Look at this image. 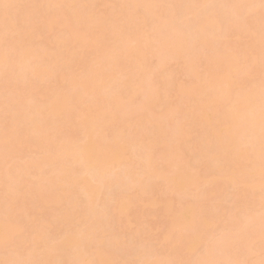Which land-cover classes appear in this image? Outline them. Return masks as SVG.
Masks as SVG:
<instances>
[{
    "label": "bare ground",
    "instance_id": "6f19581e",
    "mask_svg": "<svg viewBox=\"0 0 264 264\" xmlns=\"http://www.w3.org/2000/svg\"><path fill=\"white\" fill-rule=\"evenodd\" d=\"M129 1L134 18L116 25ZM14 2L0 0V246H6L0 264H132L118 262L111 244L119 248L134 234L131 227L146 214L138 209L144 194L160 210L150 214L138 264H170L178 245V264H258L264 239L261 0H166L161 11L163 0H149L143 9L140 0ZM23 54L34 62H23L30 77L14 88L15 116L7 120L6 85L28 77L14 70ZM149 54L158 55L156 74ZM180 73L185 81L177 85ZM146 78L148 84L141 81ZM153 104L166 107L165 122ZM24 148L27 158L8 162L10 152ZM29 155L38 161L31 165ZM109 187L121 195L112 197ZM193 202L202 206L196 219ZM50 207L57 213L42 216ZM214 209L217 222L210 217ZM159 216L167 224L156 222ZM29 223L33 237L13 246L10 240L23 236ZM103 225L123 230L121 239ZM150 233L167 243L157 260ZM208 235L210 244L200 249Z\"/></svg>",
    "mask_w": 264,
    "mask_h": 264
},
{
    "label": "rangeland",
    "instance_id": "374dc122",
    "mask_svg": "<svg viewBox=\"0 0 264 264\" xmlns=\"http://www.w3.org/2000/svg\"><path fill=\"white\" fill-rule=\"evenodd\" d=\"M113 1V0H112ZM148 1L149 0H140V2H139V4H138V7L140 8V9H143L144 7H145V5L148 3ZM164 2H166V0H163V2H161V6H162V8H160V7H158L156 10L157 11H161L162 9H164ZM15 4H18V0H15V2H14ZM118 6H120V3L118 2V1H116L115 2ZM58 4V3H57ZM56 4V5H57ZM61 4V3H60ZM59 4V5H60ZM64 4H62V6H63ZM134 6V3L132 2V1H129V2H126V5H125V8L123 9V10H119L118 12H117V14H118V16L116 17V25H120L121 23H123L124 22V20H125V18H126V16L127 15H131V17L132 18H134V16H135V13H134V11H133V9H132V7ZM61 7V6H60ZM59 8V7H58ZM171 19H169V16H168V19L169 20H171V23H173L174 25L176 24L175 22L177 21V16L176 15H172V17H170ZM167 19V20H168ZM170 23V24H171ZM173 26V25H172ZM172 26H170V28L172 27ZM174 27V26H173ZM163 30L165 31V32H170V29L168 28V27H165V28H163ZM14 35H13V37L15 36V34H16V32L15 33H13ZM49 34H51L50 32H49ZM48 34V35H49ZM58 34H63V33H58ZM47 35V33H46V36L47 37H49V36H51V35H49L48 36ZM60 36V35H59ZM145 36V38L146 39H151L150 37H148V36H146V35H144ZM16 37L18 38V35H16ZM16 38V39H17ZM50 38V37H49ZM61 39L63 38V35H62V37H60ZM145 38H143V40L144 41H146L145 40ZM14 39H15V37H14ZM15 39V40H16ZM48 39V38H47ZM46 38H44V40H43V42H42V44H43V46L44 47H49V44H48V40H47ZM239 39L240 40H242V38H240L239 37ZM216 40V38H214L213 39V41H215ZM16 42V41H15ZM151 51V50H150ZM151 53H152V51H151ZM153 54V53H152ZM159 56L161 55V53H157ZM158 55H156V56H154V55H151V54H149V60H147V64H148V66L149 67H153L154 66V74H156L157 73V71L159 70V68H156L157 67V64H156V59H158L157 58V56ZM69 56V55H68ZM24 60H30V64L31 63H33L34 62V59L32 58V57H30V58H28L27 56H26V54H23L20 58H19V65H18V69H14V70H16V74L20 77V76H23V75H28V77H21L22 79H17V80H14V83H12V84H7L6 85V87H8L9 88V93L7 92L6 94L8 95V105H10V107H9V111H8V114H7V120H9V119H11V118H13L14 116H15V109H14V107H13V105H14V98H15V95H16V93H15V87L17 86L19 89L22 87V85L25 83V80H27L29 77H30V75H29V73L28 72H25V68H23V62H24ZM155 64H156V67H155ZM16 65V64H15ZM173 65V62H169L168 63V67H170V66H172ZM17 66V65H16ZM14 68H16L15 66H14ZM156 68V69H155ZM15 72V71H14ZM22 74V75H21ZM141 81H144L145 83L144 84H148L149 83V81H148V79L146 78V79H142ZM183 82V81H185V77H183L182 76V73H180V74H178L177 76H176V83H177V85L178 84H180L181 82ZM40 82V81H39ZM38 83V82H37ZM41 85H38V86H42V84H44V83H40ZM26 85V84H25ZM16 90H17V88H16ZM178 89L177 88H175V90L172 92V94L170 93V94H168V96H172L176 91H177ZM2 99V101H3V98H1ZM10 102V103H9ZM169 102L171 103V102H173V100H169ZM118 103L120 104L121 102H120V100L118 101ZM122 105H121V107H124L123 109H127L126 111H128L129 112V109H128V104H127V101H124L123 102V99H122V103H121ZM155 108V105L153 104L152 105V109H154ZM165 106H163V107H161V108H158V107H156L154 110H153V114H156L157 116H159L160 117V119H161V121L160 122H165V120H166V118H167V112H165ZM122 109V108H121ZM123 109H122V111H123ZM125 111V110H124ZM187 113L188 112H186L185 114L187 115ZM185 115V116H186ZM6 118V117H5ZM5 129H7V127L5 128ZM8 130V129H7ZM58 130L56 129V130H54V131H52V133H56ZM31 140H37L38 139V135H36V134H34L33 132H30L28 135H27ZM26 149L27 148H24V150H23V152H21V153H19L18 155H14V154H12L11 152H10V157H9V159H8V162L9 163H15V162H17L18 164H20L25 158H27V151H26ZM38 150V149H37ZM31 155V154H30ZM29 155V161L27 160V162H29L31 165H32V163L31 162H33V160H34V162L35 161H38V159H39V155H32V156H30ZM36 159V160H35ZM32 160V161H31ZM33 162V163H34ZM30 165V166H31ZM32 167V166H31ZM31 167H29V165H28V168L30 169V170H32L33 168H34V166H33V168H31ZM115 168V167H114ZM114 168H112V170L114 171ZM0 176H1V170H0ZM109 188H111V187H109ZM114 190H115V187L113 188ZM113 189L111 188V196L112 197H116V196H118V195H121V193L122 192H119V189L116 187V189L118 190H116V191H113ZM120 190H122V189H120ZM246 190H248V188L246 189ZM106 191H108V189L106 190ZM73 192H75V189H73L72 190V193ZM76 192L78 193V197L77 198H79L80 199V201H82L81 199H83V195L81 194V193H79V190L78 189H76ZM109 192V191H108ZM248 192L249 191H247V192H245L244 194H248ZM110 194V193H109ZM190 198H192V197H190ZM140 199H141V202H139L138 203V209H143V211H144V213H146L145 214V217H143V219H141L140 221H139V224L138 225H133L132 227H131V233H134V234H129L128 235V237H129V240H127L128 238H124V242L126 243V244H124V242L123 243H121L119 246V248H117L118 246H117V242H115V246L114 245H112L111 244V246L112 247H114L113 248V252L115 253V257H117L116 259H117V261L119 262L120 260H124V261H127L128 263H135V264H138V262H137V258H138V256H137V254L138 255H141L142 254V252H144L145 250L143 249V248H146V247H144V246H146V238H147V235H148V231H149V223H148V220H149V222H150V220H151V213H153V212H158L159 210H160V208H158L157 207V209H158V211L157 210H155L154 208H151L149 205H147V199H148V195L147 194H144L143 196H141L140 197ZM83 200H86V198H84ZM185 200H187V198L185 199ZM144 202H146V204L144 203ZM145 204V205H144ZM249 204V203H248ZM193 207H194V209H195V211H194V219H196L197 217H201V215H202V213L200 212V210H199V208H201L202 206H196L195 205V202H193V205H192ZM66 207L68 208L69 206L68 205H66ZM160 207H162V205H160ZM53 207H50V208H47L46 210H45V213H43L42 214V216H46V215H48V216H50V215H55L56 213H57V211H55V210H53L52 209ZM35 210V209H34ZM219 213V210L218 209H214L213 210V212L211 213V219L212 220H214V221H216L217 222V220H218V214ZM5 216H7V214H5ZM8 219H9V221H12L13 220V217L12 216H10V217H7ZM4 220L6 221V217L4 218ZM36 220V219H35ZM167 221H168V218L167 217H165V216H159L158 218H157V221L156 222H162L163 224H167ZM157 223V224H158ZM102 227H104V228H102ZM101 228L103 229V230H107V231H110V233L111 234H113L114 235V237L115 236H120V237H122V235H123V233H122V235H121V231H123V230H121V231H117V229L114 227V226H109V225H103ZM151 227H155V224H154V221H153V223H152V225H151ZM34 225H32V224H28L27 226H25V228H24V230H25V233H24V235L22 236V234H21V232H19V234L20 235H16V236H14L13 237V239L12 240H10V242H12L13 243V246H19L18 244H15V243H18V242H20V241H22L25 237L26 238H28V236L29 237H33V234H34ZM136 228H138V232L136 233ZM16 229V227L15 226H13L12 225V230H15ZM116 229V230H115ZM163 231V227H161L160 228V230H159V232H158V234H161V232ZM18 232V231H17ZM217 232H213V234H216ZM27 235V236H26ZM59 237H60V235H58V237H57V240L59 239ZM117 237H116V239H117ZM155 238V234L154 235H152L151 233H150V238H148V239H152L151 241H152V245H155L156 246V249H155V251L153 252V255H152V259H154V260H157V258H161V256L162 255H164V253H166V251H167V243L166 242H163V241H160V239H154ZM62 239H64V238H62ZM61 239V240H62ZM106 240H107V238H105ZM118 239L120 240L121 238H119L118 237ZM105 240V244H106V242L108 241H106ZM63 241V240H62ZM128 242V243H127ZM210 237H209V235L205 238V240L202 242V244H201V248L200 249H202L204 246H206V245H208V244H210ZM172 243V242H171ZM149 244V243H148ZM127 245V246H126ZM150 245H151V242H150ZM212 246H214V244H211ZM122 247V248H121ZM5 248H6V246H0V253L2 252V251H4L5 250ZM116 248V249H115ZM181 249H182V245H178V246H176L174 249H172L171 250V252L169 253L170 255L167 257V256H164V260H166V257L167 258H170L171 259V261H170V264H174V262H175V264H178V262H179V256L181 255L180 253H181ZM111 250H112V248H111ZM141 250H144V251H141ZM22 251L23 250H18V252H19V255H21L22 254ZM141 251V252H140ZM139 252V253H138ZM137 253V254H136ZM136 255V256H135ZM185 255V254H184ZM184 255H182V257H184ZM137 257V258H136Z\"/></svg>",
    "mask_w": 264,
    "mask_h": 264
},
{
    "label": "snow or ice",
    "instance_id": "6c2138e0",
    "mask_svg": "<svg viewBox=\"0 0 264 264\" xmlns=\"http://www.w3.org/2000/svg\"><path fill=\"white\" fill-rule=\"evenodd\" d=\"M234 7H243V6H234ZM261 7L264 8V0H261ZM262 44H264V31H262ZM262 63H264V49H262ZM264 103V102H262ZM261 187L262 193H264V109H262V122H261ZM261 249H262V258L258 262V264H264V239L261 241ZM11 264H43V262L39 261H30V260H16L12 261ZM57 264H63V262H57ZM92 264H109V262H92ZM175 264V262H174ZM201 264H256L254 261L242 260V261H227V262H219V261H208L201 262Z\"/></svg>",
    "mask_w": 264,
    "mask_h": 264
}]
</instances>
